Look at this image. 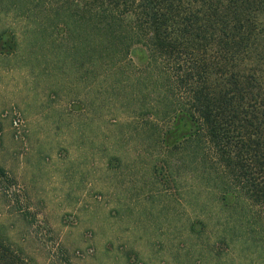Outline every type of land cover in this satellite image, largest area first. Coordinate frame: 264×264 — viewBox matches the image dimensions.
Returning a JSON list of instances; mask_svg holds the SVG:
<instances>
[{
  "label": "rangeland",
  "instance_id": "obj_1",
  "mask_svg": "<svg viewBox=\"0 0 264 264\" xmlns=\"http://www.w3.org/2000/svg\"><path fill=\"white\" fill-rule=\"evenodd\" d=\"M16 3L0 0L2 259L264 264V209L222 196L212 161L182 157L174 97L165 115L162 95L136 82L146 50L106 73L75 63L53 19L43 39Z\"/></svg>",
  "mask_w": 264,
  "mask_h": 264
},
{
  "label": "trees",
  "instance_id": "obj_2",
  "mask_svg": "<svg viewBox=\"0 0 264 264\" xmlns=\"http://www.w3.org/2000/svg\"><path fill=\"white\" fill-rule=\"evenodd\" d=\"M14 1L43 39L53 19L50 31L68 39L57 48L75 63L106 73L145 49L147 73L136 82L162 95L165 115L174 97L182 157L212 161L222 196L240 194L264 209V0ZM5 252L0 264H25Z\"/></svg>",
  "mask_w": 264,
  "mask_h": 264
}]
</instances>
